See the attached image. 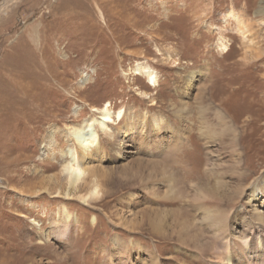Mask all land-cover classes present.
<instances>
[{
  "label": "rangeland",
  "instance_id": "374dc122",
  "mask_svg": "<svg viewBox=\"0 0 264 264\" xmlns=\"http://www.w3.org/2000/svg\"><path fill=\"white\" fill-rule=\"evenodd\" d=\"M261 1L0 0V264H120L116 235L148 252L156 247L160 264H207L215 258L219 244L201 220L204 207L186 196L197 186L207 188L214 195L207 206L237 210L248 219V188L260 181L264 190ZM230 10L248 20L260 60L246 53L233 24L219 33ZM220 36L225 51L216 46ZM147 69L156 74L155 88L140 73ZM188 73L194 82L181 98L178 83ZM106 103L125 115L109 124L112 137L101 140L103 152L85 160L88 181L94 175L103 194L84 202L77 196L85 185L66 186L63 167L77 150L64 130L99 117L92 109ZM216 111L234 130L205 138L204 122L221 130ZM149 118H160L169 134L133 143L128 129ZM90 128L96 131L94 123ZM174 133L185 140L173 152ZM50 138L53 144L42 157ZM170 185L182 198L168 197ZM151 186L156 196L148 194ZM63 209L72 223L68 241L42 244ZM145 216L158 217L159 233ZM178 217L195 226L198 242L177 243ZM104 247L112 250L111 260ZM147 251L136 260V249H122L132 252L134 264L147 263Z\"/></svg>",
  "mask_w": 264,
  "mask_h": 264
},
{
  "label": "bare ground",
  "instance_id": "6f19581e",
  "mask_svg": "<svg viewBox=\"0 0 264 264\" xmlns=\"http://www.w3.org/2000/svg\"><path fill=\"white\" fill-rule=\"evenodd\" d=\"M261 3L263 4V0L261 1ZM258 13L264 14V6L262 8V11L259 10ZM223 24H226L227 27L226 29H218L220 34H224V32L233 24V30L243 41V45L246 48V53H249L252 58L260 60L262 50H260V46L255 43L254 40L250 37L251 29L248 20L243 16V14L240 15L234 10H230L228 14L224 16ZM218 42L219 43L216 46L222 47L223 51L228 48V45L224 43L225 40H223L221 36L218 38ZM252 64L254 66L255 62H253ZM140 73L142 76H146L148 83L151 86L154 87L157 85L156 74L153 71L147 69L146 71H142ZM193 82L194 73H188L184 75L183 80L178 83L181 98L183 96L189 95L188 93L190 92ZM109 107V104L106 103L99 109L93 108L92 112L97 113L99 117H95V119H85L81 123L69 126L64 130L70 140L73 142L75 149L77 150V154H74L70 161L63 167V172L65 173L66 177V186H68V188L72 190H76L78 185H80L81 183L85 185L87 187L86 192L77 196L79 200L84 202L89 200H97L100 195L103 194L101 183L96 179L94 175L88 181V178H90L91 175L89 173V169L87 168L88 164L85 160L88 159L93 152L96 154L98 152H103L101 147V140L103 139V137H112V133L109 129V124L112 122L114 123V120L120 121L125 115V112L123 110H119L117 113H115L112 112ZM214 116L217 124L219 125V127H221V130L218 131L216 127L207 122H204L205 138H215L220 136V134H223V132L233 129L232 124L229 127L225 126L224 120L226 116L224 115V113L216 111ZM179 119L181 120V118ZM254 122L255 121L252 120L250 125H252ZM92 123L95 124L96 131H93L90 128L92 126ZM128 130V138H130V140L137 145L143 144L145 136L146 138H159L161 133L166 131L160 118L142 119L137 128L132 126ZM131 131L133 132L132 134L130 133ZM167 133L169 134V132ZM181 136L182 135H179L178 133H174L172 135L173 140L171 141L169 147L173 152L179 151V147L177 146L185 140ZM53 141L54 140L52 138L46 141L43 147L42 157H44L49 148H51ZM111 145L115 146L114 150H116V154H119L121 146L119 145L117 138L113 137V142L111 143ZM115 158L117 159L116 156ZM160 171L163 174V170ZM259 182L260 181H255L250 186V188H248L250 190V194L245 196L247 199L246 205L248 206L250 211V218L248 219L245 215L237 210L233 212L231 211L232 213L230 214L227 211L222 212L218 209L212 208L211 206H207L210 201L214 199L212 191L207 188L203 189L200 186L196 185L197 187L193 188L194 192L190 196L185 195L186 198L189 197L197 205H202L204 207V211L202 213L203 219L201 220L204 222V226L209 227L211 228V230H213V238L217 239L219 244V248H217L216 251L213 250V256H215V258L210 257L209 260H206L207 264H264V212H262L261 210V207L263 206L262 202L264 201L259 203L260 200L258 198L261 196L260 199L264 200V190ZM176 183L177 182H175L174 184ZM173 187L175 188V186ZM173 187L171 185L169 186L168 197L171 199H177L180 196L182 198L178 190L173 189ZM147 191L148 194L156 196L154 194V186H151V188ZM244 191L245 190H242L241 193H244ZM56 193L60 194L61 190ZM260 193L261 195L258 196V194ZM63 214L64 215L60 221L51 222L50 229L48 230V232L46 231L42 236V240H44V242L42 243V240L38 239L42 244H46L49 246L51 238H59L62 242L68 241L69 232L72 229V223L70 221V215L65 209H63ZM144 218L147 224L151 228H153L154 231H156L155 233H159L161 231L162 223L159 222L160 220L156 219L158 217L145 216ZM239 220L241 221V223L238 224L237 221ZM174 223L176 227L173 233L174 235H176L177 243H179L181 246H184L188 243H195L197 241V236L192 234V231H195L194 225H185L179 217ZM236 224H238V227L240 226V230L238 229L239 231L235 228ZM232 225H234V227H231ZM133 229L137 230V228H135L134 226ZM229 229H231V231ZM112 241L113 246H115L116 249L115 254L120 257V264H134V262L131 261L132 252L130 253V255H126L122 252V249L127 250L130 247L136 249V260H139V254L141 251H147V248L142 246V244H140L139 242L132 241L130 243H126L124 239H121L117 235L112 239ZM179 247L176 248V251H185L184 248ZM111 251L112 250L104 247V249L102 250V254L106 255V257L111 260L113 258L110 254ZM148 254L149 261L144 264H160L156 247H154L152 251H149ZM177 254H179V252H177ZM60 256L61 255H57V258H59ZM179 256L183 255L179 254Z\"/></svg>",
  "mask_w": 264,
  "mask_h": 264
}]
</instances>
